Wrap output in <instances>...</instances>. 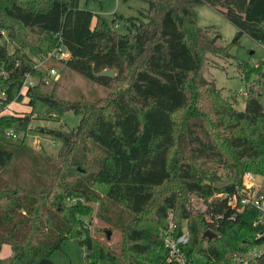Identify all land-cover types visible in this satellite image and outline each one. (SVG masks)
<instances>
[{
  "label": "trees",
  "instance_id": "trees-1",
  "mask_svg": "<svg viewBox=\"0 0 264 264\" xmlns=\"http://www.w3.org/2000/svg\"><path fill=\"white\" fill-rule=\"evenodd\" d=\"M142 1L147 12L122 17L129 32L121 34L100 15L95 21L81 0H0V94L5 92L0 112L25 97L27 73L47 74L35 67L34 57L61 44L70 52L61 61L67 69L114 87L104 105L68 101L55 90L40 89L50 82L27 89L30 105L42 102L82 116L77 135L86 138L75 149L64 131L41 128L68 148L57 160L33 153L25 137L7 134L10 128L25 130L28 116H0V254L4 245L12 250L0 256V264H54L52 254L71 238L85 248L86 264H172L161 238L169 211L178 232L186 227L189 233L184 253L192 264L235 263L264 241L256 237L263 231L255 224L257 208L238 211L226 197H214L241 187L246 171L264 176L262 90L258 81H249L256 67H248L247 74L246 63L236 62L247 84L244 109L238 110L237 100L202 74L206 54L227 56L229 46L219 44L218 31L207 32L212 27L197 26L195 10L208 4L231 22L236 28L231 43L245 34L264 47V0ZM105 70L115 75H99ZM27 159L55 168L49 183L35 188L14 168ZM90 166L96 171L90 173ZM219 169L228 177L221 186ZM167 184L155 202L157 189ZM189 194L212 198L205 209L208 220L192 208ZM72 197L84 202L71 203ZM93 202L97 220L110 229L105 234L99 226L92 231ZM113 231L120 238L111 243ZM248 264H264V254Z\"/></svg>",
  "mask_w": 264,
  "mask_h": 264
},
{
  "label": "rangeland",
  "instance_id": "rangeland-1",
  "mask_svg": "<svg viewBox=\"0 0 264 264\" xmlns=\"http://www.w3.org/2000/svg\"><path fill=\"white\" fill-rule=\"evenodd\" d=\"M81 6L89 9L95 14V21L100 15L105 18L115 31L121 34L129 32L127 23L123 18L133 16H143L142 12H147L148 3L142 0H81ZM197 21L196 24L199 27L206 28L210 34L215 33V30L221 35L218 40L219 44L228 45L229 55L225 56L222 51H214L213 53H207L202 66V74L205 78L214 80L218 88L222 90L224 96L231 98L234 97L237 100L236 108L238 110L244 109V96L246 92L247 84L241 77L238 69H236V62L246 63V73L248 74V67H256L250 74V82L261 87V93L258 94V98L264 109V47L257 41L253 40L247 35H242L238 43H231L235 33V26L229 22L223 15H221L215 8L208 4H201L195 7ZM115 21V22H114ZM7 33V32H6ZM5 33L4 41H6L7 34ZM135 33L132 34V37ZM8 50L14 51V44L8 42ZM218 53V54H217ZM34 59L39 60L37 57ZM49 66L56 67L59 72V77L51 79L50 84L40 85V89L43 91L55 90L56 96L68 100V101H82L88 104H105L107 98L111 96L113 89L99 85L83 76L67 69L61 61L52 60L49 62ZM45 75H43L44 77ZM31 80L37 81L38 77L33 76ZM124 83L123 86H126ZM27 89L23 90L24 98L22 100H15L8 104L1 112V115L12 114L17 116H28V126L25 130H19L17 133L19 138L25 137L26 144L31 147L33 153L44 157H51L53 159H59L60 154L66 153L68 148L64 146L62 138L55 135H51L47 132H43V129H57L64 131L69 137H72V147L76 148V145L80 141H84L85 135H77V128L81 121V114H77L74 111H66L64 113L56 112L48 109L42 102H36L34 105H30L29 97L26 96ZM14 129V128H13ZM15 130V129H14ZM90 155L89 157H91ZM29 163L23 165L20 162L14 166L16 170L22 173L25 179L29 180V183L33 184L35 188H40L50 182L49 174L54 171L49 164L44 161L34 163L31 159H27ZM32 170V171H31ZM90 173L96 171L94 166L88 167ZM31 171V173L26 172ZM44 173V175H43ZM253 174L252 190L253 196L259 195L264 191V176L261 174ZM219 180L217 185L221 186L228 181L226 172L222 169L217 171ZM38 179V180H37ZM169 187V184L157 189V195L155 202H159L162 195ZM221 193H226L221 191ZM188 202L192 208L198 212L203 213L205 219H209L205 212L207 202H210L212 198H208L204 201L201 198L193 194H189ZM214 197H216L214 195ZM154 204V203H153ZM93 211L91 213L92 231L95 232L97 226L101 227L105 232L110 230L104 227L96 218V212L98 204L93 202L91 204ZM89 217L87 216L86 219ZM213 233V231L211 230ZM120 238L119 231H113L111 243L116 242ZM103 239V238H102ZM203 245H207L204 241ZM86 250L83 248L76 238H71L65 241L62 249L56 250L52 254L54 264H86L85 262ZM108 264V263H104Z\"/></svg>",
  "mask_w": 264,
  "mask_h": 264
},
{
  "label": "built area",
  "instance_id": "built-area-1",
  "mask_svg": "<svg viewBox=\"0 0 264 264\" xmlns=\"http://www.w3.org/2000/svg\"><path fill=\"white\" fill-rule=\"evenodd\" d=\"M70 57L69 50L63 45L57 46L54 50L48 52L46 55L42 57H37L35 67H43L47 74L43 77L38 78L37 81L31 80L33 75L31 73L26 74V78L24 81V85L22 91L24 89H28L30 87L35 86L40 81H44L45 83H49L51 79H57L59 77V72L56 67H50L49 62L52 60L56 61H64ZM1 98H5V92L0 94ZM8 135L13 137H19L16 130L13 128L8 129ZM252 180L253 174L250 171H246L243 174L242 186L237 187L235 191L232 193H217L216 197L223 198L226 197V202L228 206L238 211H242L246 206L251 205L257 208L258 215L255 221V224L260 225L263 228V231L257 232L256 237L260 238L264 236V191L259 194L253 196L252 190ZM71 203H78L79 201L84 202V199L81 197H72L68 199ZM161 238L164 242V245L168 251V260L172 264H192L189 263L186 259L184 253V247L188 242L189 233L186 227L181 229V232H178L176 222L174 220V212H168V224L161 231ZM264 254V241L254 247L249 253H245L237 257L235 263H226V264H248V262L258 256Z\"/></svg>",
  "mask_w": 264,
  "mask_h": 264
},
{
  "label": "water",
  "instance_id": "water-1",
  "mask_svg": "<svg viewBox=\"0 0 264 264\" xmlns=\"http://www.w3.org/2000/svg\"><path fill=\"white\" fill-rule=\"evenodd\" d=\"M99 75L113 77L115 75V71L114 70H105V71L99 73ZM262 77L264 79V74H262ZM209 232L210 231H206V233L204 235L206 236L207 233H209ZM209 235H210V237H212L214 235V233L211 232ZM109 236H110V233H109Z\"/></svg>",
  "mask_w": 264,
  "mask_h": 264
},
{
  "label": "crops",
  "instance_id": "crops-1",
  "mask_svg": "<svg viewBox=\"0 0 264 264\" xmlns=\"http://www.w3.org/2000/svg\"><path fill=\"white\" fill-rule=\"evenodd\" d=\"M11 254H12L11 247L9 245H4L3 248H2L0 256L2 258H5V257L10 256Z\"/></svg>",
  "mask_w": 264,
  "mask_h": 264
}]
</instances>
